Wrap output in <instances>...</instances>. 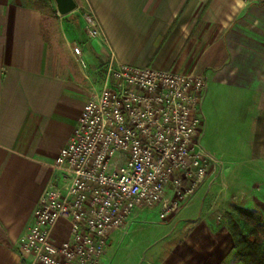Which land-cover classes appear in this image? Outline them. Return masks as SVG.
<instances>
[{
    "label": "crops",
    "instance_id": "0c3cea01",
    "mask_svg": "<svg viewBox=\"0 0 264 264\" xmlns=\"http://www.w3.org/2000/svg\"><path fill=\"white\" fill-rule=\"evenodd\" d=\"M74 1L76 8L61 20L85 35L92 52L90 70L59 73L49 61L41 10L20 0H0V264H24L19 238L31 225L33 209L52 178L50 164L87 99V82L98 76L100 87L110 56L204 75L202 103L208 107L213 94H235L245 158L255 168L264 167V4L87 0L105 33L103 42L86 35L80 14L85 0ZM203 191L178 210L195 202L198 212ZM179 220L183 227L170 244L140 264H240L225 224L216 227L210 214ZM66 233L64 221L52 228L56 240ZM108 257L106 250L102 264H108Z\"/></svg>",
    "mask_w": 264,
    "mask_h": 264
},
{
    "label": "built area",
    "instance_id": "2783aa9c",
    "mask_svg": "<svg viewBox=\"0 0 264 264\" xmlns=\"http://www.w3.org/2000/svg\"><path fill=\"white\" fill-rule=\"evenodd\" d=\"M80 14L86 35L106 42L87 0ZM72 52L82 54L78 44ZM205 85V76L192 71L110 56L19 238L24 264H101L112 234L137 209L156 210L163 220L172 216L215 171L217 160L200 143ZM58 221L67 233L56 240Z\"/></svg>",
    "mask_w": 264,
    "mask_h": 264
},
{
    "label": "rangeland",
    "instance_id": "374dc122",
    "mask_svg": "<svg viewBox=\"0 0 264 264\" xmlns=\"http://www.w3.org/2000/svg\"><path fill=\"white\" fill-rule=\"evenodd\" d=\"M20 1L22 4L35 6L42 12L41 28L47 40L49 61L54 64V71L73 72L78 71V67L90 70L87 63L88 60L91 61L89 54H92L88 49L89 42L84 34L79 33L78 27L71 28L61 20L64 15L55 12L53 0ZM74 44L80 46V58L72 52ZM98 88V76L90 77L86 86L87 97ZM235 98V94L223 91L220 95H211L209 107L205 102L201 104L206 116L200 143L217 162L214 173L198 188L204 189L198 212H194L195 202L180 211L182 204L180 210L176 211V218L170 216L164 220L158 217L156 210L137 209L128 224L112 234L105 248L109 256L108 264H140L147 258H155L151 252L167 247L172 237L182 229L184 222L179 219L192 213L193 216L210 214L218 221L214 223L215 226L220 227L222 224L226 225L225 213L234 211L235 205L251 209L255 216L262 218L257 240L264 241V167L255 168L245 158ZM223 166L227 167L226 172L221 171ZM236 215L240 221L246 220L248 227L259 225L243 213ZM234 255L237 258L235 252Z\"/></svg>",
    "mask_w": 264,
    "mask_h": 264
},
{
    "label": "trees",
    "instance_id": "16d2710c",
    "mask_svg": "<svg viewBox=\"0 0 264 264\" xmlns=\"http://www.w3.org/2000/svg\"><path fill=\"white\" fill-rule=\"evenodd\" d=\"M234 211H227L226 227L233 241V251L236 253L240 264H264V241L257 240L262 218L254 214L251 209L235 205ZM245 214L253 218L259 225L248 227L247 221H240L236 214ZM259 226V227H258Z\"/></svg>",
    "mask_w": 264,
    "mask_h": 264
},
{
    "label": "water",
    "instance_id": "95a60500",
    "mask_svg": "<svg viewBox=\"0 0 264 264\" xmlns=\"http://www.w3.org/2000/svg\"><path fill=\"white\" fill-rule=\"evenodd\" d=\"M57 14L66 15L76 8L74 0H53Z\"/></svg>",
    "mask_w": 264,
    "mask_h": 264
}]
</instances>
